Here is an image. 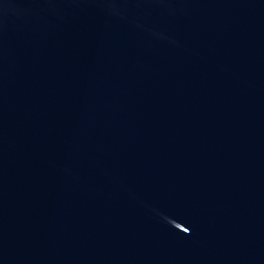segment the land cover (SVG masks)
Instances as JSON below:
<instances>
[{
  "label": "water",
  "instance_id": "1",
  "mask_svg": "<svg viewBox=\"0 0 264 264\" xmlns=\"http://www.w3.org/2000/svg\"><path fill=\"white\" fill-rule=\"evenodd\" d=\"M0 264H264V0H0Z\"/></svg>",
  "mask_w": 264,
  "mask_h": 264
}]
</instances>
